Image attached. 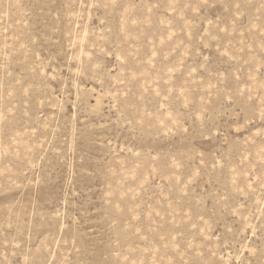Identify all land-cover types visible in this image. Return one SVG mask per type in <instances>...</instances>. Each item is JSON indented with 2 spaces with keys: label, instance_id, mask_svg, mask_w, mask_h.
I'll list each match as a JSON object with an SVG mask.
<instances>
[{
  "label": "rangeland",
  "instance_id": "374dc122",
  "mask_svg": "<svg viewBox=\"0 0 264 264\" xmlns=\"http://www.w3.org/2000/svg\"><path fill=\"white\" fill-rule=\"evenodd\" d=\"M0 264H264V0H0Z\"/></svg>",
  "mask_w": 264,
  "mask_h": 264
}]
</instances>
